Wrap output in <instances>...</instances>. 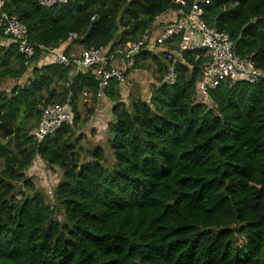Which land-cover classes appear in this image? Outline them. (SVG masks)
<instances>
[{"label": "trees", "instance_id": "1", "mask_svg": "<svg viewBox=\"0 0 264 264\" xmlns=\"http://www.w3.org/2000/svg\"><path fill=\"white\" fill-rule=\"evenodd\" d=\"M208 2L207 27L264 74V0ZM176 10L174 0H5L35 54L25 66L15 45L0 47V85L25 79L0 92V264H264V78L224 81L202 104L206 52L181 54L172 86L164 54L141 52L127 73L153 69L148 100L132 92L123 102L112 80L105 140L84 149L79 131L95 119L97 83L41 63L70 34L82 52L113 50ZM84 92L93 106L80 121ZM65 103L72 123L33 141L39 109ZM36 159L60 172L50 199L26 175Z\"/></svg>", "mask_w": 264, "mask_h": 264}, {"label": "built area", "instance_id": "2", "mask_svg": "<svg viewBox=\"0 0 264 264\" xmlns=\"http://www.w3.org/2000/svg\"><path fill=\"white\" fill-rule=\"evenodd\" d=\"M67 0H39L43 8H52L65 5ZM208 0H174L177 10L173 12L176 17L170 23L162 26L156 32L155 37L146 36L143 39L120 45L115 49L99 48L83 52L77 58L66 57L55 50L46 51L42 57V64L52 63L62 67H74V73H90L97 83L98 92L96 99L103 98L112 80L120 86L126 83L125 73L134 65L135 57L141 52L164 54L168 62L167 73L163 83L172 86L176 77L174 66L181 62V54L206 52L209 62L202 71V77L195 87L197 100L202 104H208V95L215 90L220 83L256 84L264 78V74L258 71L251 60L239 59L236 53L235 43L225 33H220L207 27L203 21V7L208 5ZM5 0H0V30L2 36L11 45H15L17 52L24 60L25 66L29 65L34 57L35 48L27 40L25 27L14 16L3 12ZM152 32L149 31V34ZM74 35L68 36V41ZM176 39L179 41L176 42ZM120 61L123 68H116L113 63ZM89 98V94L82 93ZM39 121L31 133L33 141L41 143L44 139L53 137L57 130L64 125L72 123L73 115L68 103L50 104L40 109Z\"/></svg>", "mask_w": 264, "mask_h": 264}, {"label": "rangeland", "instance_id": "3", "mask_svg": "<svg viewBox=\"0 0 264 264\" xmlns=\"http://www.w3.org/2000/svg\"><path fill=\"white\" fill-rule=\"evenodd\" d=\"M152 70L153 69L146 71V72L142 71V72H134V73L130 71L127 73L126 75L127 82L125 84L126 86L121 87L123 102L127 103L128 96L133 91H134L133 93L137 92L140 95H142L144 100H148L150 88L148 87L147 89L146 85H144L143 86L144 91H142V86H140L142 84H140L139 81L138 83H136L135 81L138 78H140V76H143L142 78L146 80L145 81L146 84L148 83V80L153 81L155 78V74L152 73ZM23 80L21 81V83L19 82L18 83L22 85ZM15 84L16 83L12 82L6 86H0V92H9ZM129 90L130 92L128 93ZM77 103H78L77 111H78L80 121L87 119L88 112L89 110H91L93 106L92 101L91 100L89 101L88 97H84L83 94H81L78 97ZM89 122L91 123L84 125L79 131V133L83 134V137H84L82 141L84 149H87L89 145L93 146L99 143L101 144L105 140V134H101L102 131L100 132V130H97L96 128L93 127L94 125L92 124V120H90ZM26 175L27 177L31 178L36 190L43 192V194L46 197H48V199H50V191L58 183L60 172L55 168H49L47 165L42 163L40 160L36 159L33 165L31 166V168L28 170Z\"/></svg>", "mask_w": 264, "mask_h": 264}, {"label": "crops", "instance_id": "4", "mask_svg": "<svg viewBox=\"0 0 264 264\" xmlns=\"http://www.w3.org/2000/svg\"><path fill=\"white\" fill-rule=\"evenodd\" d=\"M175 17H176V15L174 13H166V14L160 16L159 18H157L154 25L150 29V31L152 30V32L149 34V37H151V36L155 37L156 32L159 31V29L162 26L170 23V21H173L175 19ZM8 45H10L9 42L5 38L0 37V47H7ZM55 51L60 53V54H63V55L66 52L67 55L71 58H77V57L81 56V54L83 53L82 49L80 47L72 46L70 44V41H67L65 44L60 46ZM156 54H161V52L159 51V53H156ZM113 66L116 68H123L122 63L118 60L115 63H113ZM152 73L155 74V72L153 70H152ZM126 75H127V71L125 73V79H126ZM142 77L143 76H140V78H138L135 82L138 83V81H139L140 84H142V85H140V86H142V91H144L143 86L146 85V87L148 89V87H150L153 84V81L148 80V83L146 84L145 83L146 80L143 79ZM155 77H156V75H155ZM141 78H142V80H141ZM21 81H19V83H21ZM126 82H127V80H126ZM10 83H12V82L9 81V82H6L5 84L0 85V86H6ZM19 83L17 82L15 85H18ZM124 86H126V85H124ZM129 92H130V90L128 91V93ZM110 110H111V104L108 101L103 100V99L99 100L95 106V110H94V118L95 119L92 120V124L94 125L93 126L94 128H96L97 130H100V132L102 131L101 134H105L106 124L110 120V113H109Z\"/></svg>", "mask_w": 264, "mask_h": 264}]
</instances>
